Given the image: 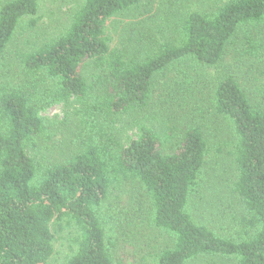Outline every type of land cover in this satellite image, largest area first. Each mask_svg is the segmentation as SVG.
<instances>
[{"label":"trees","instance_id":"1","mask_svg":"<svg viewBox=\"0 0 264 264\" xmlns=\"http://www.w3.org/2000/svg\"><path fill=\"white\" fill-rule=\"evenodd\" d=\"M37 1L0 3V53L19 21L36 13ZM137 1L83 0L65 33L26 55L25 66L55 78L62 99L83 98L88 92L81 73L84 63L109 58L103 109L126 112L144 105L152 77L169 63L189 58L215 65L240 26L264 19V0H230L214 14L190 12L176 44L159 45L143 61L124 60L111 52L107 23ZM213 98L216 111L231 121L237 136L234 187L246 210L237 238L218 236L194 221L188 210L207 149L199 127L186 128L168 154L162 152L160 136L142 128L126 144L116 143V151H104L88 140L68 162L42 166L27 153L43 128L36 107L24 92L1 91L0 264H46L53 253L50 223L63 218L72 220L80 232L78 248L65 264H113L97 213L113 171L143 185L151 200L152 224L173 237L156 264H187L202 255L264 264V87L260 100L251 103L235 79L222 77Z\"/></svg>","mask_w":264,"mask_h":264},{"label":"rangeland","instance_id":"2","mask_svg":"<svg viewBox=\"0 0 264 264\" xmlns=\"http://www.w3.org/2000/svg\"><path fill=\"white\" fill-rule=\"evenodd\" d=\"M229 1L138 0L108 20V45L124 60L143 61L159 45L177 43L190 12L214 14ZM82 3L38 0L36 13L19 21L0 53V93L24 92L43 122L42 131L27 147L28 155L42 166L66 163L88 140L104 151H116V143L126 144L138 137L142 128L157 133L164 141L162 152L168 154L175 150L186 128L197 126L207 149L188 210L194 221L218 236L237 238L243 232L240 219L246 214L234 187L237 136L231 121L216 111L213 94L222 77H231L251 103L260 100L264 87V19L240 26L217 64L206 66L189 58L171 62L152 77L142 107L110 113L102 104L109 58L84 63L81 73L88 92L83 98L62 99L55 78L25 66L26 55L65 33ZM97 213L111 244L113 264H156L160 251L173 244L171 234L152 224L148 192L126 174H110L107 195ZM50 230L53 253L46 264H65L78 248L79 229L72 220L63 218L53 220ZM187 264L236 263L233 258L202 255Z\"/></svg>","mask_w":264,"mask_h":264}]
</instances>
